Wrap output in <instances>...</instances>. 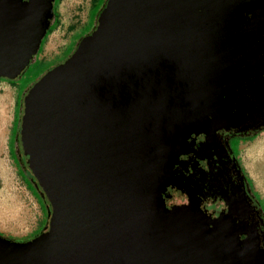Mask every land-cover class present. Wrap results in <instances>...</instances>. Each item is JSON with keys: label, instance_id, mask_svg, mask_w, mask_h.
I'll list each match as a JSON object with an SVG mask.
<instances>
[{"label": "flooded vegetation", "instance_id": "af4514ba", "mask_svg": "<svg viewBox=\"0 0 264 264\" xmlns=\"http://www.w3.org/2000/svg\"><path fill=\"white\" fill-rule=\"evenodd\" d=\"M53 1L51 15L42 16L47 24ZM104 2L96 25L79 43L91 47L88 62L99 53L95 43L100 36L109 38L113 47L103 64L87 72L89 88L124 115L142 113L165 138L144 151L146 158L158 157L154 177L161 169L164 175L147 208L144 228L120 251L118 264H178L174 259L195 258V245L211 264H264V219L227 147V136L249 125L211 107L218 100L217 88L244 86L245 74L264 68V0H156L136 17H127L124 26L127 5L108 11L109 0ZM70 56L67 61L85 64L78 55ZM43 75L26 88L18 110L16 151L28 167L26 97ZM190 90L191 97L184 98ZM79 105L86 106V100ZM218 114L228 116L233 127L213 130L211 122ZM206 180L210 188L205 193L200 187ZM42 190L48 222L35 239L51 230L56 213Z\"/></svg>", "mask_w": 264, "mask_h": 264}, {"label": "water", "instance_id": "95a60500", "mask_svg": "<svg viewBox=\"0 0 264 264\" xmlns=\"http://www.w3.org/2000/svg\"><path fill=\"white\" fill-rule=\"evenodd\" d=\"M155 2L109 0L107 10L127 5L124 26L127 17ZM47 10L51 15L50 0H0V77L13 80L29 65L46 32L42 16ZM98 40L99 53L90 62L67 61L48 72L26 97L28 162L56 213L51 230L40 238L26 244L0 242V264H118L120 251L144 228L147 208L164 175L161 169L154 177L158 157L146 158L144 151L165 138L142 113L124 115L89 88L87 72L103 64L113 48L109 38ZM183 94L187 99L193 91ZM84 99L82 107L79 101ZM230 123L228 116L218 114L211 126L228 129ZM192 247L195 258L174 261L211 264Z\"/></svg>", "mask_w": 264, "mask_h": 264}, {"label": "rangeland", "instance_id": "374dc122", "mask_svg": "<svg viewBox=\"0 0 264 264\" xmlns=\"http://www.w3.org/2000/svg\"><path fill=\"white\" fill-rule=\"evenodd\" d=\"M104 1L59 0L55 9L57 25L42 42L28 68L14 80L0 77V235L18 243L36 238L48 222L47 204L19 167L16 151L19 98L41 75L55 65L64 64L70 55H78L81 62L87 61L91 47L85 44L79 47V43L96 25ZM48 13L49 10L44 12ZM229 144L264 206V131L249 140L231 138ZM221 204L218 202V208ZM213 207L208 204L209 211ZM193 262L197 264L198 260Z\"/></svg>", "mask_w": 264, "mask_h": 264}, {"label": "trees", "instance_id": "16d2710c", "mask_svg": "<svg viewBox=\"0 0 264 264\" xmlns=\"http://www.w3.org/2000/svg\"><path fill=\"white\" fill-rule=\"evenodd\" d=\"M58 3H59V0L53 1L52 18L48 22L46 32H45V34H44V36L40 42V45L38 47L36 54L41 49L42 42L45 41L46 37L54 31V28L57 25V15L55 13V9H56V6ZM104 6H105V2L103 3L101 9H103ZM101 9L99 10V12L101 11ZM28 66L21 72V74L28 68ZM253 72L254 73L244 75L245 79L244 78L242 79L243 82L244 81L246 82V84L244 82V86L241 85V83H240L237 86H236V84H233L232 86H224V87H221L220 89L217 88L215 93H216V95H218V100L215 101L216 103L212 104L211 107L214 108L215 110H217L220 107L222 112L228 113V115H230V118L237 119L240 124L249 125L248 129L245 131H242V132H234L233 131L232 133H230L227 136V140H228L227 141V147L230 150L231 155L233 156V160L235 161V163L237 165L236 167H237L239 173L241 174L243 181L245 182V184L248 187V191H249L250 195L253 197L256 204L258 205L260 213L264 219V206L262 205L258 195L253 191L250 179H248V177L244 173L243 169L241 168L240 164L238 163V158L233 154V152L230 148V144H229V140L231 138L236 137V138L249 140V139H253V138L257 137V135H259L261 132L264 131V68L254 70ZM240 79L241 78H237V81H240ZM233 83H234V81H233ZM22 101H23V97L21 96L19 98V104L20 105L22 104ZM17 117H18V115H17ZM16 121H17V119H16ZM18 131H19V128L17 126L16 141H17V137H18V133H19ZM18 160H19V167H20L21 173H22L21 169H23V171L25 172V174L27 176L26 177L22 174L23 177L29 178L31 180V182L36 186V188L38 189L40 194H42L43 193L42 188L40 186H37L36 182H34L33 178H35L34 177L35 174H34L33 169L31 168V166L29 165L30 167H28L24 163H22V161L20 159H18ZM204 183H205V185H203V183L201 182L202 187H200V188L202 190L201 192L206 193L209 190L210 186L207 183V180ZM200 203L203 204V206H204V203L207 204V202H205V200H202V199H201ZM203 216H209V215L207 213H205V215H203ZM0 241L16 242L15 239L4 237L2 235H0ZM26 242H28V241H26ZM26 242H23V243H26ZM16 243H18V242H16Z\"/></svg>", "mask_w": 264, "mask_h": 264}]
</instances>
